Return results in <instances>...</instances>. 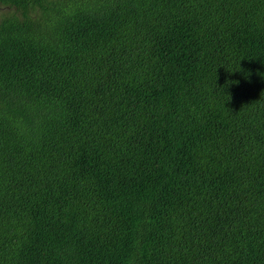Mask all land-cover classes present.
Masks as SVG:
<instances>
[{
  "label": "trees",
  "instance_id": "16d2710c",
  "mask_svg": "<svg viewBox=\"0 0 264 264\" xmlns=\"http://www.w3.org/2000/svg\"><path fill=\"white\" fill-rule=\"evenodd\" d=\"M16 262L264 264V0H0Z\"/></svg>",
  "mask_w": 264,
  "mask_h": 264
},
{
  "label": "bare ground",
  "instance_id": "6f19581e",
  "mask_svg": "<svg viewBox=\"0 0 264 264\" xmlns=\"http://www.w3.org/2000/svg\"><path fill=\"white\" fill-rule=\"evenodd\" d=\"M73 14V13H72ZM111 18V17H110ZM96 19V18H95ZM106 20V19H105ZM49 25V24H48ZM47 25V26H48ZM58 25V24H57ZM47 26H46V28H47ZM53 29V28H52ZM98 31V30H97ZM105 31V30H104ZM111 32V31H110ZM109 32V33H110ZM59 50V49H58ZM68 50V49H67ZM55 51V50H54ZM9 55V54H8ZM56 57V56H55ZM50 59V58H49ZM42 65V64H41ZM40 66V65H39ZM43 67V66H42ZM54 67V66H53ZM47 69V68H46ZM44 80V79H43ZM241 82V81H240ZM52 85V84H51ZM49 86V85H48ZM30 87V86H29ZM43 89V88H42ZM46 94V93H45ZM13 97V96H12ZM15 97V96H14ZM37 97V96H36ZM24 100V99H23ZM19 101V100H18ZM35 101V100H34ZM33 101V102H34ZM20 102V101H19ZM19 105V104H18ZM23 105H24V103H23ZM15 106V105H14ZM24 107V106H23ZM33 109V108H32ZM21 110V109H20ZM30 112V111H29ZM16 116V115H15ZM21 116V115H20ZM10 125V124H9ZM32 129V128H31ZM41 129V128H40ZM37 130V129H36ZM46 137V136H45ZM38 139V138H37ZM21 143V142H20ZM17 146V145H16ZM24 149V148H23ZM7 151V150H6ZM142 151H144V150H142ZM49 152V151H48ZM159 152V151H158ZM44 153V152H43ZM72 153V152H71ZM152 153V152H151ZM36 156V155H35ZM73 156V155H72ZM77 156V155H76ZM39 160V159H38ZM146 162V161H145ZM40 164V163H39ZM105 166V165H104ZM148 166V165H147ZM29 168V167H28ZM13 170V169H12ZM36 170V169H35ZM49 170V169H48ZM97 171V170H96ZM38 172V171H37ZM21 173V172H20ZM22 174H24V173H22ZM59 174V173H58ZM68 175V174H67ZM18 177V176H17ZM50 179V178H49ZM30 183V182H29ZM26 185V184H25ZM53 186V185H52ZM39 187V186H38ZM37 187V188H38ZM36 188V187H35ZM29 189V188H28ZM39 189V188H38ZM30 192V191H29ZM29 192H28V194H29ZM48 196V195H47ZM27 199V198H26ZM40 199V198H39ZM74 199V198H73ZM78 199V198H77ZM190 202V201H189ZM24 206V205H23ZM108 206V205H107ZM28 207V206H27ZM50 207V206H49ZM218 207V206H217ZM221 208V207H220ZM57 209V208H56ZM210 210V209H209ZM212 210V209H211ZM246 210V209H245ZM189 211V210H188ZM55 212V211H54ZM21 213V212H20ZM83 213V212H82ZM83 215V214H82ZM69 216V215H68ZM64 218V217H63ZM216 218V217H215ZM48 219V218H47ZM241 220V219H240ZM66 221V220H65ZM191 221V220H190ZM13 223V222H12ZM102 223V222H101ZM107 223V222H106ZM9 224V223H8ZM18 224V223H17ZM235 224V223H234ZM78 225V224H77ZM177 225V224H176ZM51 226V225H50ZM109 226V225H108ZM41 227V226H40ZM106 228V227H105ZM27 230V229H26ZM179 230V229H178ZM82 231V230H81ZM108 231H109V229H108ZM16 232V231H15ZM43 232V231H42ZM177 232V231H176ZM50 233H52V232H50ZM33 236V235H32ZM61 236V235H60ZM59 236V237H60ZM67 237V236H66ZM55 239V238H54ZM88 239V238H87ZM11 240V239H10ZM194 240V239H193ZM242 240V239H241ZM21 241V240H20ZM67 241V240H66ZM47 243V242H46ZM79 243V242H78ZM85 243V242H84ZM198 243V242H197ZM217 243V242H216ZM199 244V243H198ZM84 246V245H83ZM9 247V246H8ZM14 247V246H13ZM21 247V246H20ZM111 251V250H110ZM113 251V250H112ZM212 252V251H211ZM6 253V252H5ZM17 253V252H16ZM19 253V252H18ZM199 254V253H198ZM4 256V255H3ZM208 256V255H207ZM203 258V257H202ZM211 258V257H210ZM19 259V258H18ZM17 263V262H16ZM216 263V262H215ZM18 264V263H17Z\"/></svg>",
  "mask_w": 264,
  "mask_h": 264
}]
</instances>
